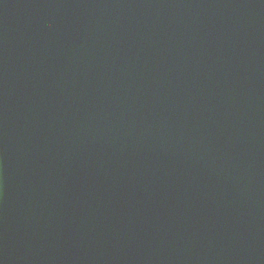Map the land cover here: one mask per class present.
<instances>
[{"label":"water","instance_id":"1","mask_svg":"<svg viewBox=\"0 0 264 264\" xmlns=\"http://www.w3.org/2000/svg\"><path fill=\"white\" fill-rule=\"evenodd\" d=\"M0 264H264V0H0Z\"/></svg>","mask_w":264,"mask_h":264}]
</instances>
